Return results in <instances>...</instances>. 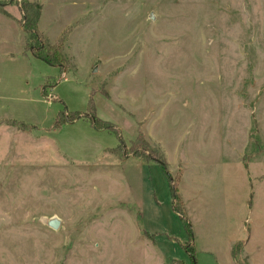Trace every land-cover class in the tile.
I'll use <instances>...</instances> for the list:
<instances>
[{"label":"rangeland","instance_id":"1","mask_svg":"<svg viewBox=\"0 0 264 264\" xmlns=\"http://www.w3.org/2000/svg\"><path fill=\"white\" fill-rule=\"evenodd\" d=\"M157 161L194 264H264V0H0V264H192Z\"/></svg>","mask_w":264,"mask_h":264},{"label":"trees","instance_id":"2","mask_svg":"<svg viewBox=\"0 0 264 264\" xmlns=\"http://www.w3.org/2000/svg\"><path fill=\"white\" fill-rule=\"evenodd\" d=\"M20 4V24L23 29L24 35L26 36V43L27 47L34 56L41 58L42 60L46 61V63L50 65H60L62 56L61 51L59 50V43L56 44H48L46 42H41L39 35H37V22L38 16L40 12V5L35 2L30 1H22ZM26 46V44H25ZM94 122V121H93ZM160 169L163 171L165 175V179L167 182V186L169 188V201L171 211L175 213L178 219L181 222L183 231L186 234V242L185 245H182L186 255L189 257L192 264L193 263V247H192V232L190 231V225L187 221V217L184 214V209L182 206V202L180 201L178 195V189L173 183L170 181L169 175L164 169V164H160ZM175 261L177 264H183L179 260H172ZM237 263V261L235 262ZM240 264H247V263H240Z\"/></svg>","mask_w":264,"mask_h":264},{"label":"crops","instance_id":"3","mask_svg":"<svg viewBox=\"0 0 264 264\" xmlns=\"http://www.w3.org/2000/svg\"><path fill=\"white\" fill-rule=\"evenodd\" d=\"M39 20V19H38ZM37 27H38V22H37ZM20 28H21V26H20ZM22 29V28H21ZM38 29V28H37ZM23 30V29H22ZM28 51H29V49H28ZM33 54V53H32ZM34 56V55H33ZM34 57H36V58H39V57H37V56H34ZM40 60H42L41 58H39ZM44 63H46V61H44V60H42ZM46 64H48V63H46ZM48 65H50V64H48ZM53 66V65H52ZM160 162V161H159ZM161 164V162L159 163V165ZM165 176V175H164ZM178 195H179V193H178ZM181 200V199H180ZM182 202V201H181ZM182 206H183V209H184V205H183V202H182ZM243 228V227H242ZM242 230H245V233H244V235H243V237L242 238H238V240H232L231 241V244H230V248H229V250H228V257H229V261H231V263L232 264H235V261L233 260V257H232V249H233V247L235 246V245H238V243H239V245L241 246V251H242V255L245 257V260L247 261V257H248V255L245 253V247H246V242H247V240H248V230L244 227ZM248 262V261H247Z\"/></svg>","mask_w":264,"mask_h":264},{"label":"water","instance_id":"4","mask_svg":"<svg viewBox=\"0 0 264 264\" xmlns=\"http://www.w3.org/2000/svg\"><path fill=\"white\" fill-rule=\"evenodd\" d=\"M158 163H160L159 161H157ZM47 226L48 227H51V228H57L58 226V221L54 218H50L49 220H47Z\"/></svg>","mask_w":264,"mask_h":264}]
</instances>
